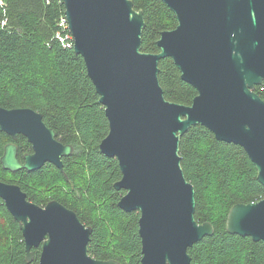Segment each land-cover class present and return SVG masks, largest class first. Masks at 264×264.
<instances>
[{
    "label": "water",
    "instance_id": "1",
    "mask_svg": "<svg viewBox=\"0 0 264 264\" xmlns=\"http://www.w3.org/2000/svg\"><path fill=\"white\" fill-rule=\"evenodd\" d=\"M74 49L86 62L109 120L101 151L116 157L126 192L125 211H139L142 264H191L189 249L214 234L210 221L195 217L196 191L187 179L181 138L203 125L218 140L242 146L264 185V0H162L177 26L162 31L159 52L142 50L144 11L132 0H63ZM170 57L181 77L197 89L191 104L166 99L160 62ZM0 131L27 137L34 153L18 157L5 146L0 162L12 172L34 171L46 162L63 169L72 145L56 139L43 114L27 107H0ZM0 198L20 228L26 259L42 244L38 264H121L89 253L93 229L58 200L40 206L19 185L0 180ZM227 230L264 241V198L236 203Z\"/></svg>",
    "mask_w": 264,
    "mask_h": 264
},
{
    "label": "trees",
    "instance_id": "2",
    "mask_svg": "<svg viewBox=\"0 0 264 264\" xmlns=\"http://www.w3.org/2000/svg\"><path fill=\"white\" fill-rule=\"evenodd\" d=\"M132 1L144 11L142 50L159 52L162 31L177 26L175 13L162 0ZM63 18V0H0V107H27L42 113L59 138L74 146L73 154L64 159V172L48 163L16 173L0 162V180L17 182L38 204L57 199L74 210L92 226V257L142 264L140 212L119 206L126 192L114 186L122 178L119 161L100 149L109 133V120L85 59L74 49L70 30L60 26ZM59 34L68 36L73 45H65ZM159 66L166 99L191 104L197 89L182 79L173 59L166 57ZM256 92L264 100V84ZM10 142L17 143L0 131V158ZM18 143L20 152L30 148L23 136ZM180 149L185 175L196 191L195 217L215 227L214 234L189 249L191 264H264V241L230 233L226 226L233 205L264 198V185L246 150L218 140L203 125L182 136ZM25 248L19 222L0 198V264H32Z\"/></svg>",
    "mask_w": 264,
    "mask_h": 264
},
{
    "label": "flooded vegetation",
    "instance_id": "3",
    "mask_svg": "<svg viewBox=\"0 0 264 264\" xmlns=\"http://www.w3.org/2000/svg\"><path fill=\"white\" fill-rule=\"evenodd\" d=\"M50 128H53V127H50ZM54 129V128H53ZM55 130V129H54ZM56 131V130H55ZM20 136H23V137H25V139L28 141V143L30 144V148H28V150L27 151H22V152H20V147H19V143H18V140H19V137ZM14 139V138H13ZM56 139L59 141V142H61L62 144H64V145H72V144H67V143H64L60 138H59V136H58V133H57V131H56ZM14 140H16L17 141V143L16 142H13V143H15L16 145H17V147H18V157H19V159L21 160V162H25V158H24V156L26 155V154H32V153H34V150H33V145H32V143H30L29 142V140L27 139V137L26 136H24V135H22V134H19L18 135V137L16 138V139H14ZM72 147H73V150H72V153L71 154H69V155H64V156H62V161H63V169L61 170L60 168H58L55 164H53V163H51V162H46L44 165H46V164H48V163H50V164H53L54 166H56V168H58V169H60L61 171H63L64 172V159H65V157H67V156H70V155H72L73 154V152H74V146L72 145ZM22 171H26V170H20V171H17L16 173H18V172H22ZM27 172H29V171H27ZM19 180V179H18ZM14 184H17V185H19L17 182H14ZM20 186V185H19ZM20 188H21V186H20ZM22 189V188H21ZM22 191H24L23 189H22ZM25 193H26V191H24ZM27 194V193H26ZM27 199H28V195H27ZM28 200H30V199H28ZM52 200H57V199H51V200H49V201H47V202H44V203H42V204H38V203H36V202H34V201H32V202H34V203H36V204H38V205H40V206H45L48 202H50V201H52ZM31 201V200H30ZM59 201V200H58ZM60 202V201H59ZM62 203V202H61ZM63 204V203H62ZM64 205V204H63ZM66 206V205H65ZM68 207V206H67ZM69 208V207H68ZM81 220V219H80ZM85 224V223H84ZM20 225V224H19ZM86 226H89V225H87L86 224ZM92 227V226H91ZM42 249H43V246H42V244L40 245V246H38V247H35V248H33L32 249V252H33V255H34V259H36V256H38V254H39V256H38V260H33V262H32V264H38V262H39V259H40V257H41V253H42ZM95 258V257H94ZM115 260V259H114ZM120 262V261H119ZM122 264V263H121Z\"/></svg>",
    "mask_w": 264,
    "mask_h": 264
},
{
    "label": "built area",
    "instance_id": "4",
    "mask_svg": "<svg viewBox=\"0 0 264 264\" xmlns=\"http://www.w3.org/2000/svg\"><path fill=\"white\" fill-rule=\"evenodd\" d=\"M60 26H62L63 28H68V22H67L66 18H63V19L60 21ZM71 35H72V34H71ZM58 37L60 38V40H61L65 45H68V46H71V44L73 45V42L71 43L70 41H67L68 36L62 37V36L59 34ZM71 39H73L72 36H71Z\"/></svg>",
    "mask_w": 264,
    "mask_h": 264
}]
</instances>
